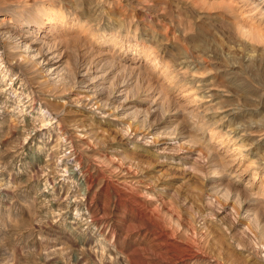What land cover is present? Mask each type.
Listing matches in <instances>:
<instances>
[{"label":"rangeland","instance_id":"1","mask_svg":"<svg viewBox=\"0 0 264 264\" xmlns=\"http://www.w3.org/2000/svg\"><path fill=\"white\" fill-rule=\"evenodd\" d=\"M0 56V264H264V0H0Z\"/></svg>","mask_w":264,"mask_h":264},{"label":"bare ground","instance_id":"2","mask_svg":"<svg viewBox=\"0 0 264 264\" xmlns=\"http://www.w3.org/2000/svg\"><path fill=\"white\" fill-rule=\"evenodd\" d=\"M251 2V1H250ZM254 2V1H253ZM36 33V32H35ZM23 39V38H22ZM24 40H27V42H25V46H26V51L30 52L33 51L35 52V45L38 43V37H36V35H33L32 32L29 31V35L24 37ZM24 43V42H23ZM28 43V44H27ZM3 58L0 56V63L3 64ZM44 62V61H43ZM42 62V63H43ZM3 66V65H2ZM58 69V67L56 69L51 70V72H56ZM9 71V69H7ZM89 89V88H88ZM89 91V90H88Z\"/></svg>","mask_w":264,"mask_h":264}]
</instances>
